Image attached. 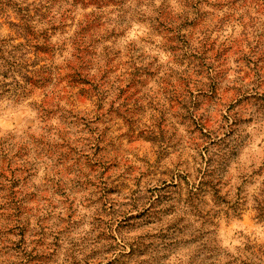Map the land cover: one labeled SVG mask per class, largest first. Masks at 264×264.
I'll return each instance as SVG.
<instances>
[{
	"label": "clouds",
	"instance_id": "1",
	"mask_svg": "<svg viewBox=\"0 0 264 264\" xmlns=\"http://www.w3.org/2000/svg\"><path fill=\"white\" fill-rule=\"evenodd\" d=\"M89 21H97L95 31ZM169 35L185 37L180 51L170 47ZM41 38L49 53L45 57L35 45ZM209 43L220 50L219 58L206 47ZM205 52L207 56L201 55ZM78 59L83 76L79 72L71 79L62 76ZM201 71L203 77L196 75ZM208 79L215 87L207 102L198 100L197 107L184 84L199 92L203 86L212 87ZM86 81H91L95 93L78 88ZM133 84L138 85L136 119L112 116L113 111L119 115L122 107L121 90ZM181 98L190 106L188 117L211 121L218 146L211 154L222 181L218 185L222 199L209 201L203 209L193 205L188 215L195 219L180 214L188 226L186 238L168 235V225L162 224L163 235L157 232L161 243L130 255L135 264H200L209 251L206 237H210L216 264H264V227L257 230L264 226V216L254 208V197L264 200V0H0V166L7 162L27 168V180L20 177L24 185L20 191L38 197L37 202L24 201L30 209L25 219L31 221L27 251L37 247L33 240L40 239L32 235L40 230L38 220L49 233L47 243L62 236L55 264H73V260L107 264L113 253L95 260L90 253L106 249L109 243L119 244L121 251L134 240L138 243L144 234L140 229L121 231L115 240L96 241L98 209L92 197L97 191L88 181L98 183L99 174L91 168L84 173L73 160L68 165L73 181L81 176L84 181L74 182L63 194L54 193L49 201L39 199V193L48 180L56 179L49 173L58 167L59 147L75 148L76 159H95L94 146L105 137L111 143L105 144L103 159L115 168L113 179L135 180L131 171L158 168L148 154L153 144L160 148L166 170L203 166L202 148L190 135L192 126L180 120L185 110L174 111L173 101ZM236 100L243 103L229 111ZM159 121L167 124L166 143L160 145L161 137L138 135L155 133ZM239 187L245 189L248 201L244 208L254 212L251 225H244L242 216L224 215L228 211L224 205L231 207ZM112 199L123 203L125 194ZM202 211L209 224L215 218L213 227H201ZM174 216L168 212L169 219ZM220 219L240 223L232 231L221 230ZM163 240L172 243L164 245ZM23 259L0 243V264H22Z\"/></svg>",
	"mask_w": 264,
	"mask_h": 264
},
{
	"label": "rangeland",
	"instance_id": "2",
	"mask_svg": "<svg viewBox=\"0 0 264 264\" xmlns=\"http://www.w3.org/2000/svg\"><path fill=\"white\" fill-rule=\"evenodd\" d=\"M96 24L97 21H89L88 26L95 31L96 28L94 26ZM160 27H165L163 20L160 21ZM168 42L171 48L180 51L181 47L186 43V39L183 36L169 35ZM35 45L39 49L41 57L49 55L43 38L35 41ZM206 47L219 58L220 50L213 43H209ZM207 54V52L201 53L204 56H207ZM84 55V51L81 50L80 58H83ZM197 62L203 63L198 58ZM77 72L83 76L79 59L66 71L61 72V75L68 76L71 79ZM47 75L45 73L44 78H47ZM196 75L203 77L204 73L201 71L196 73ZM207 84L212 87L203 86L199 92L192 91L191 85L184 84L192 104H196L197 107L199 106L197 104L198 100L207 102L209 95L212 94V88L215 85H213L211 79L207 80ZM78 88H84L93 93L96 92V89L92 88L91 81L78 85ZM137 88L138 85L133 84L121 90L118 100L122 107L119 109V115L113 111L111 112L112 116L119 119L127 118L130 121L136 119L138 114L133 112V108L137 103ZM215 94H220L219 89H216ZM227 95H225V100H227ZM242 103V100L230 103L229 111L236 104ZM173 105L174 111L180 108L185 110L181 114L180 120L191 124L190 135L197 138L195 143L197 147L202 148L200 160L204 161L203 166L194 169L191 167L185 169L180 166V170L176 172L166 170L165 165L161 163L160 148L153 144L148 154L151 157V162L159 165V167L156 169L146 168L143 172L131 171L130 175L134 176L135 180H121L120 176H116L113 179L115 168L111 167V162L106 163L103 159L105 144L111 143L106 137L100 139L99 143L94 146L95 159H76L75 148L70 150L69 147L61 146L56 150L58 167L55 168L54 172L49 173L50 177L54 175L56 179L47 181V188L39 193V199L49 201L54 193L63 194L68 191L69 186L74 182L80 184L85 180V177L81 176L80 180L73 181L74 174L68 165H71L74 160L82 172L87 173L91 168L95 173L99 174L98 183L92 180L88 181L97 191V195L92 197V204L96 205L98 209V214L95 218L98 231L96 241L101 242L109 238L115 240V235L121 231L140 229L144 232L138 238V243L135 240L130 242L128 248L123 251L120 250V245L115 243H109L106 249H94L90 253L94 260L101 255L107 257V253L110 252L114 255L112 258L107 259V264H135L134 255H130V253L134 254L137 249H147L153 244L161 243L157 232L163 235V231L160 230L162 224L168 225V235L175 234L178 238H186L188 226L182 222L180 214L184 213L189 220L195 219L194 216L188 215L192 212L193 205L203 209V206L207 205L209 201L214 202L217 199H222L219 195L220 188L218 187L222 181L218 179L219 174L215 171L218 165L211 154L212 149L218 147L214 134L210 129L211 121L196 122L193 118L188 117L187 112L190 110V106L184 103L182 98L179 102L174 100ZM45 107L47 108L48 106L45 105ZM103 107V102H101V108L103 109ZM157 116H159V113H157ZM223 119L227 121L228 117L224 116ZM156 128L157 131L155 133L140 131L138 135L145 138L149 136L161 137L160 145H163L168 141V137L165 135L167 124L159 121ZM205 129H208V131H205ZM72 131L75 133L76 129ZM172 136H175V132L172 133ZM52 139L55 140V136ZM201 140L203 141L202 144L200 143ZM176 143L178 144L179 142L177 141ZM68 157H72V159H68ZM62 173L63 175H61ZM27 176V168L21 169L7 162L0 166V243L4 244L5 249L10 246L12 251L20 253L24 257L22 264H55V260L60 253L58 245L62 236L57 235L52 239L51 243H47L49 233L46 231L45 224L41 223L40 220L37 221L41 225L40 230L32 233V235L40 237V239L32 241L33 244L39 247L40 251H37V247H33L31 252L27 251L31 221L25 219V215L30 209L26 208L24 201L37 202L38 200L36 193L22 194L20 191L24 187L20 177L23 180H27ZM244 191L243 187L236 189L235 197L231 199V207H229L228 203L224 205L225 208H228L224 215L228 217L242 216L243 224L251 225L252 220L250 218L254 215V212L244 208L248 203L244 197ZM121 194H125V201L118 204L112 197ZM261 195L264 196V191H262ZM254 199L257 201L254 206L255 211L264 216V200L259 197H254ZM241 209L243 211H240ZM168 212L175 213V216L169 219ZM203 217L204 212L202 211L201 227L207 229L214 226L215 218H213V224H209ZM42 219L47 221L48 218L44 217ZM239 223V219H220L219 227L221 230L232 231ZM61 227L63 228L64 225L62 224ZM260 227L264 226L258 225L257 230ZM11 236H16L18 239L9 240ZM206 240V247L209 251L204 253L205 259L200 264H216V261L212 259V257L217 255L215 245L210 237H206ZM169 243H172V241L163 240L164 245ZM201 243L203 244L204 241H201ZM261 255H264V253H261ZM73 264H76L75 260H73ZM86 264H94V261H86ZM99 264H102V261Z\"/></svg>",
	"mask_w": 264,
	"mask_h": 264
}]
</instances>
